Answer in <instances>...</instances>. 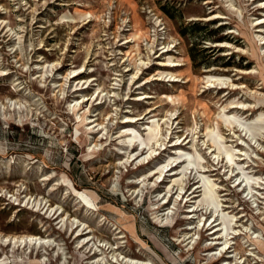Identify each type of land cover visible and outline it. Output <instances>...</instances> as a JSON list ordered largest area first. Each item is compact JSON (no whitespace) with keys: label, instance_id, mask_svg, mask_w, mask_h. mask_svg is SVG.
Segmentation results:
<instances>
[{"label":"rangeland","instance_id":"374dc122","mask_svg":"<svg viewBox=\"0 0 264 264\" xmlns=\"http://www.w3.org/2000/svg\"><path fill=\"white\" fill-rule=\"evenodd\" d=\"M258 35L264 0H0V102L25 107L0 113V236L47 237L66 257L56 247L12 253L0 242V264H32L45 252L50 264H96L92 241L82 243L88 236L120 247L113 264L124 256L264 264L249 241L254 231L264 239ZM169 59L177 65L163 66ZM95 119L102 125L90 129ZM238 121L260 124L255 139ZM213 132L220 137L213 140ZM29 197L61 205L63 216L91 231L76 239L57 215L27 204ZM225 235L242 257L236 262L228 256L236 252L222 249ZM78 251L88 258L80 261Z\"/></svg>","mask_w":264,"mask_h":264},{"label":"bare ground","instance_id":"6f19581e","mask_svg":"<svg viewBox=\"0 0 264 264\" xmlns=\"http://www.w3.org/2000/svg\"><path fill=\"white\" fill-rule=\"evenodd\" d=\"M229 6L232 8L233 7V4L230 3ZM225 17L226 16L221 15V14H216V15L214 14V17L212 16V19H215V18H220L221 19V18H225ZM134 37H135V39H139L141 36H140V34H138V35H135ZM128 40H130V39H128ZM260 40L261 41L264 40V37H260ZM221 46L229 47L228 44H222ZM165 51H168V49L165 50ZM162 54H160L159 57H161ZM142 63H143V61L140 62V64H142ZM173 63H174V60L173 59H169L167 63H164L162 65L165 66V67H169ZM174 65H177V64L175 63L172 66H174ZM74 73H75V71H74ZM76 74L77 73L73 74V76H75ZM118 76H120V74ZM160 76L165 77V79L169 76L170 77L169 78V81L172 80V79L175 80L176 77H178V76H176L174 74H168V75L165 76V74H163V73H161ZM137 78H138V73L135 76L133 75L132 80L137 79ZM115 80H118V79H115ZM20 88H21V86H20ZM146 96H148V95H145L143 98H146ZM80 105H81L80 103H76L75 105L71 106V108L75 112L76 109L80 107ZM25 106H26V104H25ZM22 108H25V107L22 106L21 104H19L18 102H10L9 101L8 106H6V105H4V104H2L0 102V113L3 116L7 115V112H9V111H19ZM86 119H87L86 114L84 115V117H81L80 116V121L81 122H84ZM96 121H97L96 119L95 120H90V123H93V122L95 123L94 126H92V128H90V129H94V128L102 125L101 123H97ZM128 121H130V120H128ZM240 125L245 127V129L252 135L253 139H255L254 132L255 131H258L259 129H261L260 124H257V123H251V124H248V125L240 123ZM77 133H79L78 130H77ZM83 133H84V131H83ZM210 135L212 136V139L213 140H214V137H217V138L220 137L215 132L210 133ZM156 144H158V141L156 142ZM141 145H143V142H141ZM96 146H97V144L95 143L94 147H96ZM217 149H218V151L221 150L219 143H218V148ZM155 150L156 149L151 150V153L154 152ZM223 152L226 154V158L229 161H232V157H231L230 152L228 150H226V149H224ZM242 176H244V180L249 184L250 181H251V178L248 177L247 175L243 174V173H242ZM48 179L49 178L46 177L44 180H48ZM203 186H204V190H205L206 197L209 199L210 204L214 206L216 204V194L214 192V189H213L212 185H206L205 184ZM198 187H200V186H198ZM181 189H183V188H181ZM247 190L250 193L252 192V188L251 187H248ZM74 192L76 193V195H78L82 199V201L84 202V204H86L89 208L90 207L91 208H94L95 207L91 203V201L89 200V198L86 195H84L83 193L78 192L77 190H74ZM193 193H194L193 194L194 196L197 195V194H195V191ZM11 197H14V194ZM16 200H17V198H16ZM43 203H44V200L43 199L36 200V199H32V197H29L28 198V202H27V204H31V206L34 207V208L36 207L39 210H44L45 211V214H48L51 217H54V216L57 215L55 217V219L60 218L59 223H61V227L63 229H66V230L69 229V230H71L73 232H76V236H75L76 239H80L82 237V235L85 233L84 231L87 230L86 233H89L91 231L89 229L90 227L85 222L79 220L77 217H71L70 218V216L68 214L65 215V216H63V213L64 212H63V208H62L61 205H58V206L52 208L51 205L47 204V202H45L44 205H43ZM206 205H208V204H206ZM164 206L165 205H163V207ZM155 213H157V212H155ZM158 219H161V218L159 217ZM165 220H166V222H171L173 220V216H170V217L168 216ZM41 223L42 224L44 223L43 220H42ZM161 225H163V223ZM227 228H228L227 223L225 221H223V230L226 231ZM216 230H220V228H218ZM118 233L119 234L123 233V230L118 229ZM251 234H252V236H249V241H252L253 244L256 245L257 248L259 249V251L264 255V239H261V234L262 233H260V232L255 233V231H254ZM123 236H124V234H123ZM226 236L227 235H225V239H224V242H223V248L222 249L224 251L226 250L224 252L226 254L229 253V252H232V253L233 252H236L233 255H231V254L228 255L231 258L233 257V259H234L233 261L236 262V261H238L242 257H239V258L237 257V255H238L237 254V250L236 249L233 250V248H231L232 246H230V240H228L226 238ZM121 237L122 236L120 235L118 238H121ZM93 240H94L93 237L88 236V238L84 239L83 242H82V243H84V244L87 245L89 242L92 241V244L91 245H92V247L96 251V252H94V255L95 254H98V252L100 254V258H96L95 260H91L90 261L91 263H96V264H113V263L119 261L118 257L115 255V249L120 248V247L113 246V244L110 241H104L103 243L100 242V244L99 243L97 244ZM0 242H1V244L4 247H9L10 246L12 253L15 252L16 249H23V250H25L24 248H26V247H27V250L32 249V253H33V251H37L38 252L41 249H43V250H45V251L48 252V248L56 247L57 248V251H58V254L60 252L62 254V256H64L63 258H64V261L66 262L65 249L62 248L59 244H57L54 240H52L50 238H47V237H43V236H39V235H19V236H14V235L13 236H9V235H7V236H2V237L0 236ZM97 242H99V241H97ZM228 250H230V251H228ZM78 252L80 253V257H81L80 261H83V257H84V259L85 258H88V257H85V254L82 253L81 251H78ZM221 253H223V251H220L219 252V254H221ZM53 255H54V253H53ZM108 255L111 256V260L112 261L108 258ZM119 256L121 257V253H119ZM215 257H216V253L212 257V259L215 258ZM121 258H122V261L125 260L124 264H155L152 260L141 261V260H139L137 258H131V257H127V256H124V257H121ZM30 261L32 262V264H50V263H48L49 262V258H48V254L46 252L44 253V255H41V257L36 258V259H33V260H30ZM241 261L239 262V264L241 263ZM2 262L3 261H1V264H2ZM245 262H246V260L243 261V263H245ZM4 264H6V263H4ZM224 264H237V263H233V262H229L228 263V262H225Z\"/></svg>","mask_w":264,"mask_h":264}]
</instances>
